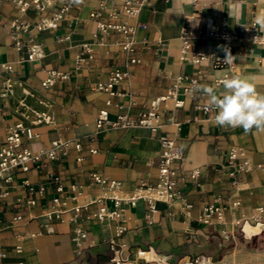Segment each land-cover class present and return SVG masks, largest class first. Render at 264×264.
Segmentation results:
<instances>
[{"label":"crops","instance_id":"0c3cea01","mask_svg":"<svg viewBox=\"0 0 264 264\" xmlns=\"http://www.w3.org/2000/svg\"><path fill=\"white\" fill-rule=\"evenodd\" d=\"M99 8L102 17L92 19L90 13ZM58 9L43 14L28 10L21 15L12 1L0 4V64L12 66L10 72L0 74V80L11 77L46 98L56 118L55 125L37 127L35 138L26 146L40 152L57 139L82 144L80 151L72 144L66 158L49 163L44 170L18 171L3 188L7 197L0 204V255L5 256L0 264H110L108 240L120 228L124 229L117 239L125 244L122 256L134 264H182L200 255L228 264H264V213L258 212L264 205V131L216 125V112L202 109L207 107L206 99L183 88L175 99L168 98L159 106L161 132L175 138L185 152L174 188L179 198L170 204L157 201L154 210L145 199L134 205L124 201L120 219L106 222L75 223L71 210L88 205L79 213L83 218L98 210L99 200L113 207L109 192L92 183L94 173L120 183L115 194L123 200L140 188H154L159 181L158 135L145 127L97 130L95 121L101 110H107L111 120L125 113L136 117L148 111L154 99L166 96L180 76L212 84L225 74H238L253 79L257 90L264 91V44L245 40L253 23L258 31L264 28L257 23V17H264V0H151L137 17L127 19L133 31L129 35L134 42L132 57L139 61L129 67V80L118 87L120 97L92 90L131 58L119 45L122 33L111 30L95 35L98 21L119 24L123 20L110 18L113 4L75 0L57 28L38 30L39 21L51 18ZM223 24L236 36L231 41L229 65L219 66L212 60L194 65L181 59L185 26L193 35L196 51L227 55L222 40L205 34L207 26ZM25 26L27 30L22 29ZM16 36L22 43L20 50L13 41ZM31 42L41 47L42 58L28 59ZM50 71L66 73L68 78L44 89L41 81ZM21 95L17 85L13 97L0 98V143L16 121L13 110ZM176 102L181 106L176 107ZM233 148L241 149L251 163V169L238 176L237 187L229 167ZM194 170L199 171L197 179L191 177ZM74 185L80 187L73 190ZM59 186L62 191L57 190ZM55 198L65 201L68 211L60 217H46ZM188 204L191 217L185 214ZM208 205L220 208L221 223L216 215L208 222L199 220ZM235 220L240 224L234 225ZM77 225L88 232L80 249L72 241ZM139 251L146 252L145 259L138 258Z\"/></svg>","mask_w":264,"mask_h":264},{"label":"built area","instance_id":"2783aa9c","mask_svg":"<svg viewBox=\"0 0 264 264\" xmlns=\"http://www.w3.org/2000/svg\"><path fill=\"white\" fill-rule=\"evenodd\" d=\"M8 1L14 3L18 13L24 15L28 10H34L38 14H43L48 10H53L56 6H59L58 12L54 13L51 18L44 17L37 24L38 30L54 29L58 26V21L63 18L65 14L74 6L75 0H0V4H4ZM113 4L112 12L109 16L112 20L122 18L123 20L119 24L104 23L98 21L97 32L95 35H106L111 30H116L124 35V40L119 43L122 50L131 58L127 61L123 68L115 70L106 82H96L92 86V90L96 92L107 93L110 97H120L123 94L118 92V87L130 78L129 67L139 60L132 57L134 53V42L130 41L129 35L133 33L128 26L127 19L137 17L141 11L151 5V0H108ZM105 3V1H104ZM104 3L100 6L103 7ZM102 8L96 9L90 13L92 19H98L102 17ZM27 30L28 26L22 28ZM19 27H15L16 31L22 30ZM205 34L210 38H218L224 42V48L227 51V55L218 56L215 54H205L195 50L192 38L193 35L185 26L181 34V59L194 64L200 65L204 61H214L217 65L223 66L226 58L232 50L231 41L236 38L235 34L230 32L226 26L223 25H211L205 28ZM246 41L252 44H264V28L260 31L257 29V24L253 23L247 29ZM15 41V47L20 50L22 43L19 37H13ZM41 47L31 42L28 48V59L35 60L42 58ZM230 59V56H229ZM12 70L10 64H0V74L8 73ZM68 74L50 71L44 80L41 81V87L44 89H51L58 81L67 80ZM193 82L199 83L198 79L188 78L187 76H180L177 78L175 84L171 86L166 96L154 99L151 102V107L148 111L141 113L140 115L133 117L129 114H122L118 116L116 120L109 118L107 110H101L96 118L95 126L97 130L102 129H123L129 130L137 127L148 128L152 133L158 135L161 143V150L159 153V181L157 185L148 190L138 189L127 200L119 198L115 191L119 188L120 183L116 181H109L97 173L92 175V183L98 184L102 189L109 192V198L113 201V207L109 208L102 203L101 200L97 201L100 207L97 211L88 213L83 218L79 216L82 206H75L71 210L75 212L73 221L77 223L79 220L82 222H106L111 220H118L121 217V203L124 201L134 205L137 200L145 199L148 201L152 210H154V203L157 201L165 202L167 204L173 203L177 197L174 192L176 185V179L179 177L180 172L183 170V162L185 160V152L181 146L177 143L176 139L163 134L162 129V115L159 111L161 102H164L168 98H176L180 88L185 91H191L194 87ZM186 85L182 87V84ZM22 88V95L16 99L13 114L16 121L8 127L5 140L0 143V204L6 199L7 192L3 191V188L10 185L13 181V176L22 171L28 173L35 170H44L49 163L57 162L66 158L69 154L71 145L73 144L77 151H80L82 144L76 140H61L57 139L51 142L50 147L40 152H34L26 146L27 141H31L35 138V129L40 126H52L56 123V118L52 111V104L43 96L39 95L34 90L25 88L22 82L11 77H4L0 80V98L8 99L14 96L16 86ZM107 104H111L108 101ZM176 107H180V102L175 103ZM204 113H209L211 109L204 106ZM81 161V159H78ZM229 167L232 168L230 176L233 178V183L237 187L238 176L242 172H247L251 169V163L247 158H244V153L241 149L233 148L229 154ZM191 177L197 179L199 177V171L194 170ZM74 185L72 188H79ZM58 191H62L61 186L57 188ZM32 193V192H31ZM28 203L33 204V201ZM66 202L61 198H55L53 200V206L46 212V217L55 215L60 217L67 212ZM186 207V216L191 217L192 205L188 204ZM259 213H264V205L258 208ZM216 215L219 223L222 222V214L219 207L214 205H208L203 207L202 214L199 220L202 222H208L211 216ZM18 216L16 219H20ZM259 220L256 222L258 225ZM234 225H239L240 221H234ZM247 222L244 223V225ZM244 226L241 227L242 232ZM124 229H117L116 235L109 238L108 244L111 251L110 264H134L129 258L125 259L122 256V248L125 244L118 242V237L123 233ZM229 234L225 233V237L228 238ZM88 237L87 230L83 225H77L72 241L77 249H80ZM17 250L20 252L21 247L18 246ZM146 252L139 251L137 256L139 259H145ZM4 254L0 255L4 257ZM182 264H228L223 259H214L211 256L200 255L193 259L185 260Z\"/></svg>","mask_w":264,"mask_h":264},{"label":"clouds","instance_id":"9594fccd","mask_svg":"<svg viewBox=\"0 0 264 264\" xmlns=\"http://www.w3.org/2000/svg\"><path fill=\"white\" fill-rule=\"evenodd\" d=\"M257 23L264 26V17H257ZM229 56L225 63H231ZM193 84L191 91L194 94L200 93L206 99L207 107L216 112V125L242 127L245 132L253 128L264 131V91L257 90L253 79L238 74H225L212 84Z\"/></svg>","mask_w":264,"mask_h":264}]
</instances>
